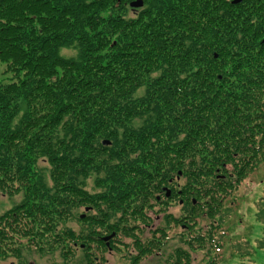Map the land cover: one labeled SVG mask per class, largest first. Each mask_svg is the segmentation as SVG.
Here are the masks:
<instances>
[{
  "label": "trees",
  "instance_id": "trees-1",
  "mask_svg": "<svg viewBox=\"0 0 264 264\" xmlns=\"http://www.w3.org/2000/svg\"><path fill=\"white\" fill-rule=\"evenodd\" d=\"M129 1L0 0V256L89 264L96 210L130 264H264V0Z\"/></svg>",
  "mask_w": 264,
  "mask_h": 264
},
{
  "label": "rangeland",
  "instance_id": "rangeland-1",
  "mask_svg": "<svg viewBox=\"0 0 264 264\" xmlns=\"http://www.w3.org/2000/svg\"><path fill=\"white\" fill-rule=\"evenodd\" d=\"M61 50H62V53L65 54V55H72L73 52H74V49H71V48H68V47H64L62 46L61 47ZM12 77H15L12 72L10 70H5V64H4V61H0V82H6L10 79H12ZM262 178L259 180V182L257 183V179H259V176H250V178L248 179H245L243 182H241L237 188L238 192H239V196L238 194L237 195H233L235 196L234 197V200L238 199L239 197V209L237 212V215L238 214H241L242 213V220L246 221V222H253V216H254V212H253V209H252V206H251V198L254 197L256 194H259L260 193V190H262V188L264 187V174L261 176ZM253 179V180H250V179ZM1 204H2V207H7L9 206L11 203H12V200L10 199H7V198H2L1 199ZM235 200V201H236ZM168 205H170V208H174L175 210H173L174 212H172V214L174 215H180L179 212H178V209H177V204L175 203V198L173 199H170L168 200ZM249 207L247 209H245L246 207ZM238 208V206H237ZM236 208V209H237ZM80 210H83V208H79V210H77L78 212ZM145 210H148L150 212H152L151 210L148 209V207H145ZM161 213V211H160ZM235 213V211H234ZM80 214V212H79ZM232 214V213H231ZM236 215V216H237ZM234 216V220L233 221V224H235V226L237 225V223L235 222L238 217ZM72 223L74 224V221H72ZM245 223L243 221H240L238 223V231L239 229H243V225ZM174 229H173V232L174 231H177L180 229V226H179V223H174ZM255 226V225H254ZM253 226V228H254ZM255 229V228H254ZM252 229V231L254 230ZM234 233V232H232ZM243 233V232H241ZM166 235H169V234H166ZM166 237V236H165ZM164 241V238L163 236H161V240H160V243ZM116 246V244H115ZM112 252H114V255H113V262L115 261H118L121 257H123L124 255V251L121 247H115V250H112ZM258 256H256V253L254 254V257H258L260 261H263L264 259V254H260L258 253L257 254ZM173 261V260H171ZM171 261L167 260L166 259V255L164 254H160L158 257L155 258V256H144L143 260L142 259H139L136 263L134 264H173L171 263ZM119 264H127V262L125 261H122V262H118Z\"/></svg>",
  "mask_w": 264,
  "mask_h": 264
},
{
  "label": "flooded vegetation",
  "instance_id": "flooded-vegetation-1",
  "mask_svg": "<svg viewBox=\"0 0 264 264\" xmlns=\"http://www.w3.org/2000/svg\"><path fill=\"white\" fill-rule=\"evenodd\" d=\"M170 179V177H169ZM168 179V180H169ZM96 210H94L93 212H89V224L87 227V233L89 236V247L87 248L88 253L90 258L89 259V264H119L118 262H122L125 261L127 262V264H130V260L129 258H125L121 257L118 261L113 262V255L114 252H112V248L115 249V245H113L112 243H119L117 240L112 241L110 240L111 238H109L107 235L109 234V231L106 227V223L107 220L102 219V221L100 222L99 226H97L96 224L98 223L96 221V216L97 214L95 213ZM101 218L103 216H100ZM75 235L78 234V230L75 229ZM74 244H77L74 241ZM83 245V243L75 246L76 247V253H77V257H79V255H81V250L80 247ZM142 259L143 258H138ZM136 260L135 263L138 261ZM79 261V260H78ZM31 264H33L32 262H30ZM0 264H19L16 259H10L9 262H5L4 258L0 256ZM21 264H27L25 263H21ZM77 264H82L81 263V258L80 261L77 262Z\"/></svg>",
  "mask_w": 264,
  "mask_h": 264
},
{
  "label": "water",
  "instance_id": "water-1",
  "mask_svg": "<svg viewBox=\"0 0 264 264\" xmlns=\"http://www.w3.org/2000/svg\"><path fill=\"white\" fill-rule=\"evenodd\" d=\"M234 1H237V0H234ZM130 2V4L132 5V6H139V5H141L142 3H143V1L142 0H131V1H129ZM166 190H165V193L166 194H169L168 192H169V189L168 188H165ZM27 264H31L30 262H28Z\"/></svg>",
  "mask_w": 264,
  "mask_h": 264
}]
</instances>
